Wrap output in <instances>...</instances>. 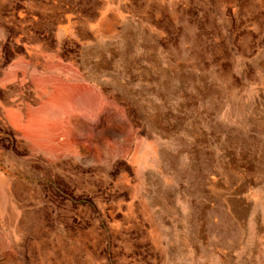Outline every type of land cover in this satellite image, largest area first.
<instances>
[{
	"label": "rangeland",
	"instance_id": "rangeland-1",
	"mask_svg": "<svg viewBox=\"0 0 264 264\" xmlns=\"http://www.w3.org/2000/svg\"><path fill=\"white\" fill-rule=\"evenodd\" d=\"M0 264H264V0H0Z\"/></svg>",
	"mask_w": 264,
	"mask_h": 264
},
{
	"label": "bare ground",
	"instance_id": "bare-ground-1",
	"mask_svg": "<svg viewBox=\"0 0 264 264\" xmlns=\"http://www.w3.org/2000/svg\"><path fill=\"white\" fill-rule=\"evenodd\" d=\"M238 188V187H237Z\"/></svg>",
	"mask_w": 264,
	"mask_h": 264
}]
</instances>
